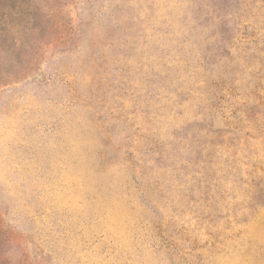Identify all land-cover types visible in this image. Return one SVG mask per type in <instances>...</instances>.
Segmentation results:
<instances>
[{
    "label": "rangeland",
    "instance_id": "obj_1",
    "mask_svg": "<svg viewBox=\"0 0 264 264\" xmlns=\"http://www.w3.org/2000/svg\"><path fill=\"white\" fill-rule=\"evenodd\" d=\"M0 264H264V0H0Z\"/></svg>",
    "mask_w": 264,
    "mask_h": 264
}]
</instances>
